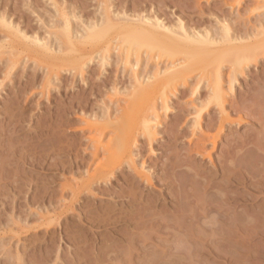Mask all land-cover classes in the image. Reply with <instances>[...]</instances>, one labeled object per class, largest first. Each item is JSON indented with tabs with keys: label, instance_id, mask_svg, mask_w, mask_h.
Here are the masks:
<instances>
[{
	"label": "rangeland",
	"instance_id": "1",
	"mask_svg": "<svg viewBox=\"0 0 264 264\" xmlns=\"http://www.w3.org/2000/svg\"><path fill=\"white\" fill-rule=\"evenodd\" d=\"M0 1L3 5V8L0 6V16H6L13 25H19L24 19L30 20V27L23 30H31V37L36 32L42 33L47 42L49 35L46 31L54 14L57 15L56 6L67 0ZM135 1L139 4L137 10L145 7L151 14L163 13L172 19L174 27L182 20L194 29L199 21L198 24L203 26L201 29L210 27L220 36L224 33L222 25L217 22L228 21L244 29L246 24L256 26L264 19V0H228L235 3L233 9L222 0H209L210 3L207 0H113V3L121 5ZM95 5L97 7L92 8L95 15H102L106 6ZM72 7L75 8L76 4L72 3ZM208 7L222 10L220 18L208 11ZM139 11L129 10L128 14H138ZM5 36L6 33L0 36V43L6 42ZM99 54L97 58H89L80 71H76L70 60L64 61L63 55H67L65 58L69 56L63 54L61 60L54 59L56 64L52 60L55 65L59 64V68L56 66L59 70H55L57 73L48 75V65L52 63L49 57L22 60L13 70L9 50H0V264H264V110L260 108L263 111L261 119L242 112L241 124L228 122L225 130L217 136V148L208 142L207 154L199 156L191 151L199 140V130L201 127L205 129L213 117L220 116L217 112L221 107L212 104L210 112L205 110L200 120L197 110L186 104L187 101H195L194 105L199 103V93L194 96L189 91V99L186 96V100L174 102V107L167 112L161 109L159 120L150 116L152 122H157H150L151 131L155 129V137H158L155 142L149 145L144 134L137 136L146 158H141L135 144L133 160L137 167L140 166L139 170L144 164L141 171L149 178L148 181L145 177L148 183L135 174L128 160H121L119 164L116 159L111 161L113 165L117 162L114 175L94 182L88 174L105 159L101 157L96 164L92 163L94 146L87 137L95 131L89 130V126L86 128L88 124L81 115L105 114L110 109L116 118H123V124L129 123V117L142 110L138 104L143 99L150 98L151 93L160 96L157 88L151 87L153 92H150L147 80L142 88H130L133 73L136 71L147 79L157 70L164 72L170 67V61L162 60V64L158 61L159 66L145 63L136 69L133 63L119 64L118 51L106 53L104 61V55ZM223 63L232 64L231 61ZM222 74L225 82L226 72ZM255 78L258 80L254 81ZM240 79L249 82L244 81L237 88L236 95L229 93L230 101H242L251 86L253 92L257 93L261 88L259 92L264 94V61L257 66L252 64L247 76ZM117 80L130 82L121 95L112 90V81ZM197 80L195 76L191 78L193 86ZM259 81L263 82L258 85ZM136 97L140 100L138 103L134 101ZM171 98L176 101L175 97ZM80 103L83 104L81 111L76 107ZM180 103L185 107L183 109H190L186 112L189 116L183 125L177 127L180 131L184 129V133L174 131L176 137L171 139L173 121L177 115L183 114ZM231 117L239 119V114L232 113ZM195 119L201 122L200 127ZM193 125L199 135L191 131ZM216 131L209 133L212 135ZM193 136L198 137L193 139ZM237 143L243 147L234 150ZM153 153L157 156L154 157ZM148 156L152 159L143 163ZM188 164L205 173L206 179L195 175ZM218 166L225 167L222 173L217 172ZM128 174H132L134 180L124 183L122 179ZM105 189L109 190L104 192Z\"/></svg>",
	"mask_w": 264,
	"mask_h": 264
},
{
	"label": "bare ground",
	"instance_id": "2",
	"mask_svg": "<svg viewBox=\"0 0 264 264\" xmlns=\"http://www.w3.org/2000/svg\"><path fill=\"white\" fill-rule=\"evenodd\" d=\"M222 1H224L225 5H228V6L232 7V9H233V5H235V3H231L228 0H222ZM1 2L2 1H0V6L2 5ZM207 2L210 3L209 0H207ZM72 3L76 4L75 8L72 7ZM95 3H97L98 6H100L101 4L106 6L103 9V14L100 16H96L94 13L95 11L92 9L94 6H96ZM138 7H139L138 1L137 2L136 1L130 2V3L128 2L127 4H121L120 5V4H114L113 0L110 3L108 0H67L66 3H62L61 5L56 6L57 15L55 13L54 14L55 17H53V18L51 17L52 19L50 21V24L48 23L50 26L48 27V30L46 31V32H48V35H49L48 36L49 39H47V37H46V39L48 40L47 42L43 40V37H42L43 34L42 33L36 32V34L34 33L36 36L34 35V37H31L30 36L31 33H29L31 30L29 32L26 30H23V28H26V26H28L27 28L30 27L29 26L30 20L27 21L24 19L22 21V19H21L22 23L19 24L21 26L20 27L19 25H13L11 21L6 19V16H0V32H3V34L6 33V36L4 39L6 42L0 43V50L3 48L4 49L6 48L9 50V54H10V58H11L10 59L11 62H9V63H12L11 67H14L13 70L15 69V67L20 62H22V60H24V62H25V59H30V58L39 57V56H45V59H46V56H47V57H49V59H51L50 62H52V60H54V59L56 60V59L60 58V60H61L63 58L62 57L63 54H68L70 59L65 58L67 55H63V56H65L63 58L64 61H66V59L70 60L69 63H71L72 66L76 67V71L77 70L80 71L82 69V65L89 58H91V59L94 57L97 58L96 55H100L99 53H101L102 55H104V56H102V59L104 61L107 59L105 57V54L110 53L112 50L118 51L119 55H118L117 59H118L119 64H126V66H127V65H130L133 63L134 64L133 68H136V69L139 67V65L143 66V65H145V63H146V65L151 64V66H155V65L159 66V64L162 62V60H164L166 62L170 61L169 70H166L164 72L157 70V72L154 75L148 77L147 79L146 78L143 79L141 74L136 72V71L133 73V78H131L132 79L131 80L132 86L130 88H142L143 85L145 84V82L148 81L150 84L148 87L150 92H153V89H151V87H153L154 90H155V88H157L159 90L160 96H158V95H157L158 97L154 96V94H156V93L149 94V95H151L150 98H145V96H144L145 99H143V101L144 100L145 101L144 102L141 101V103L138 104L139 106L141 105L142 110L141 111L136 110L137 112H140V113L133 111L134 114L137 113V115L135 114L134 117H132L133 115H131L132 118L129 117V121H128L129 123H127V120H126L127 124H123L122 123L123 118L122 117L119 118L118 116H117L118 118H116L114 116L113 110H110V109H108V111L105 114H99V115L94 114V115L89 116V117H86V115L83 114V111L81 112L83 114V115H81V119L84 120L86 122V124H88L86 128L90 127L89 130L95 131V133H93V131H92V133L89 135V137H87L88 141L92 142L93 146H94V150L92 152V163L96 164V161L101 160V157L105 159L104 162L100 161V163L98 164V166H96V168L94 170L92 169L93 173L89 172L91 175L88 174L89 177L92 180H94V182L95 181H99V182L104 181L103 179H105V178L107 180V177H110V175H114L113 173H114L115 169L117 168V166H115V165L117 164V162H119V164H120L121 160H123V161L128 160L130 162V165H132L131 169H132V167L134 168L133 170H134L135 174L138 175L139 177H141L142 180H143V178L145 179V177H146V179L149 181V178L147 177V175L141 171L142 168L144 167V164H143V167L140 168L141 170H139V167H140L139 165H141V164H139L138 165L139 167H137L136 166L137 164L135 163L136 161L134 162V160H133L134 159L133 154H135L133 147L135 146V144H137V148H139L141 158L146 156L145 150L141 147V145H138V143L140 144L141 141H139L137 136L140 134H144L147 138L149 145H151L153 142H155L154 140L157 137V136L155 137V134H154L156 132L154 129L155 127L153 128L154 132H152L153 130L151 129L152 127L150 126V124L151 123H157V122H154V121L152 122V120H150V116L154 115L157 118L160 116V113H162V112L159 113V111L161 109H162V111L164 109V110H166L165 112H167L168 110H171L170 109L171 107H174L173 106L174 102L179 103L180 101L184 100L186 98V96H188L187 98L189 99V95H188L189 91L194 96H195V94L199 93V97H198L199 103H197L196 105H194L195 101H187L188 103H186L187 105L188 104L190 106L192 105L191 109L197 110L198 118L203 116L202 114L205 110H206V112H210V110H211L210 107L212 104H216V105L221 107V109L218 107V109H220L219 110L220 112H217V113H220L219 114L220 116L219 117H213L211 121L209 120L210 122L205 127V129L203 127H201L199 130V133H200L199 140H198V142L195 143L194 147L192 146L193 148H191V151L196 152L197 154H200L199 156L202 155L205 157V155L207 154V152L205 153V150H206V146H207L208 142H210L211 145L213 143L214 148L216 147L217 138H218L217 136L219 134H221L223 132V130H225L226 124L228 122L231 124H233V123L234 124L235 123L241 124V122L243 121L242 120L243 118H242V116L240 117V114H242V112H243V114L248 113V115H250V116H255V117L257 116V119L259 117H260L259 119H261V115H262L261 113L263 111H261L260 108L264 110V98L262 97V95L264 96V94H262V92H259V90L261 88H259V90H258L256 87L258 92L255 93L256 91L253 92L254 87L253 86L249 87L248 91L246 90L248 95L243 96V100L241 98L242 101H240V102H232L228 98L229 93L230 94L233 93L236 95L237 88L242 86L244 81L246 83L249 82L248 79L241 81L240 77L241 76H247L248 70H250L251 65L253 64V65L257 66L261 60L264 61V59H261V58H264V19L261 21H258L256 26L251 25L252 27H249V25L245 23L246 27H244V29L238 28V24H235V25L230 24V23H228V21L227 22L226 21L217 22L218 24L222 25V31L224 33L223 35L220 36V35H216V33H214V31H212L210 29V27H207L208 29L207 28L201 29L203 26L198 24L199 21L197 22V24L195 23L196 26L194 29L191 28L190 25H187L186 23H184L182 20H179V25L174 27L172 25V19H170V17H168V16L162 15L163 13L158 14V13L154 12V14H151L149 11H147V9L145 7H143L140 11L137 10ZM2 8H3V5H2ZM99 9H98V11H99ZM207 9H208V11H211L213 13L218 14L219 15L218 18H220V16L223 13L222 10H216V9L210 8V7H208ZM75 10L77 11L78 15L76 14ZM129 10H133L136 12L139 11L140 13L130 15V14H128ZM202 11H205V9H203ZM146 12H148V13H146ZM200 22H201V19H200ZM234 29H236V31H233ZM43 31H44V29H43ZM2 35H0V36H2ZM58 36H60V37L58 38ZM215 36H217L220 39H218V38L215 39L214 38ZM43 42H46V43H43ZM1 54H2V52H1ZM4 56H1V57H4ZM7 57H9V56H7ZM55 60H54V63H55ZM109 60H110V58H109ZM31 61H32V59H31ZM40 61L41 60L39 58L38 62H40ZM90 61H92V60H90ZM158 61H160L159 64H158ZM224 61H231L232 64L231 65L227 64L229 67H226L227 65H224V63H223ZM54 63L52 62L48 65V67L50 68L48 75L55 72V70L56 71L59 70L58 69L59 64L55 65L56 63L55 64ZM41 64H43V63H41ZM164 64H166V63H164ZM66 66H68V65H66ZM46 70L47 69H45V72H46ZM222 72H226V78L227 79L225 80V82L223 81V78H222V75H223ZM55 73H57V72H55ZM129 73H130V70H129ZM75 75H76V72H75ZM194 76L198 80H197L196 84L193 86L191 83V78H194ZM108 80H111V79H108ZM256 80H258V79L255 78L254 81H256ZM105 82H106V80H105ZM127 82H129V81H125V80H117L115 82L112 81V90L117 95H121L123 89H128L126 87ZM262 82L259 81L258 85H260V83H262ZM109 84H111V82ZM254 84L257 85L256 82L255 83L253 82V85ZM263 84H264V82L262 83V85ZM158 90H156V91H158ZM263 90H264V88H263ZM149 95H147V96L149 97ZM193 95H192V98H193ZM136 96H138V95H136ZM116 97H118V96H116ZM171 97H175L176 101H173ZM232 97H234V96H232ZM137 98L138 97H136V99H134V101H136ZM202 98H204V99H202ZM128 99L129 98L127 97V100ZM140 99L142 100V97H140ZM130 100H133V99H130ZM139 101L140 100L138 99L137 103ZM142 102L144 103V105L142 104ZM81 103L79 104L80 107H79V105L76 106L77 108H79L80 111H81V108L83 109V104H81ZM126 103H128V102H126ZM134 103H136V102H134ZM137 103H136V105H137ZM126 105H128V104H126ZM129 105L131 106V104H129ZM179 105H180V107H182L183 114L177 115L176 119L173 121L174 125L171 127V131H173L172 134L170 135L171 139L176 137V134L174 131L184 133V129H182V131H180V129H178L177 127L178 126L180 127V125L184 122L185 118L187 119V117L189 116V114L186 112H189L190 109H187V110L183 109L185 107H183V104H181V103ZM133 106H134V104H133ZM123 107H124V105H123ZM121 108H122V106H121ZM216 108H217V106H216ZM121 110H123V112H124V108H122ZM127 110L128 109H126L125 111H127ZM129 110H131V108H129ZM232 113L239 114V119L238 118H236L237 120L233 119L231 117ZM77 114H79V113H77ZM124 114L125 113H123V115ZM130 114H129V116H130ZM166 114H168V113H166ZM76 117H78V116H76ZM194 117H195V115H194ZM198 118H196V119H198ZM157 119L159 120V118H157ZM157 119H156V121H157ZM196 119H195V121H196ZM153 120H154V118H153ZM248 120L246 122H248ZM123 122H124V120H123ZM158 122L160 123V121H158ZM196 123H198L199 127L202 125L201 122L199 123V121H196ZM159 125H161V124H159ZM156 127H157V125H156ZM194 128H196V126H194L193 129L191 128L192 130L191 129L190 130L195 132L194 134L197 135L198 132H196V130ZM215 129H217L216 133H212V135H211L209 132L212 130H215ZM82 130H84V129H82ZM261 131H262V129H261ZM109 132H111V133H109ZM193 132L191 133V135L193 134ZM214 134H217V135H214ZM262 135H263V133H262ZM141 137L143 138V136H141ZM186 138H188V137H186ZM196 138H194V136H193V139H196ZM106 139L108 141L106 143H104V141H106ZM157 142H158V140H157ZM190 142L191 141L189 139V144H190ZM194 142L195 141H193V143ZM252 143L254 144V146L257 145V144H255L256 142L255 143L252 142ZM257 143H258V141H257ZM213 146H212V150L214 149ZM147 147H149V146H147ZM241 147H243L242 144L237 143L234 146V150L235 149L237 150ZM245 147H247V145ZM149 149H152V147H149ZM149 151L151 153V150H149ZM153 152H156V151H153ZM168 153H170V152H168ZM208 155H210V154H208ZM155 156H157V155L154 154V157ZM112 157H114V159ZM207 157L208 156H206V158ZM139 158H137V159H139ZM115 159L117 160V162H115V164L113 165V162L111 163V161H113V160L116 161ZM151 159L152 158L150 156H148L147 160L143 163H147V161L149 162ZM82 162H84V161H82ZM129 162H128V164H129ZM131 162H132V164H131ZM154 162L155 161H152V163H154ZM92 163H91V165H92ZM120 166L121 165H119V167ZM190 166H191V164L187 165V167H189V168H190ZM191 167H192V170L195 172V175L199 176L201 179H204V180L206 179L205 173L199 172L200 170H198L195 166H191ZM183 168H184V166H183ZM224 168L225 167H219L218 166V168H216V170H217V172L222 173V171H224ZM89 170H91V167L89 168ZM148 172H150V171H148ZM151 178H152V176H151ZM133 180H134V176H132V174H128V175L124 176V178L122 179V181L124 183H131ZM66 181H67V179H66ZM87 181H90V180H86V182ZM110 181L109 182L107 181V182L110 184ZM148 181H147V183H148ZM207 182H208V180H207ZM104 183L106 184V182H104ZM69 187L72 188L71 185ZM165 187H166V185H165ZM201 188H203V187H201ZM201 188H199V189H201ZM87 189L88 188H86V190ZM74 190H77V189L74 188ZM108 190L109 189H105L104 192H106ZM87 191H89V190H87ZM92 193H93V191H92ZM71 194H73V193H71ZM181 194H183V193H181ZM157 198H158V196H157ZM197 200H196V202H197ZM65 202H66V199H65ZM198 204H199V202H198ZM181 212H182V210H181ZM227 229H229V228H227Z\"/></svg>",
	"mask_w": 264,
	"mask_h": 264
}]
</instances>
